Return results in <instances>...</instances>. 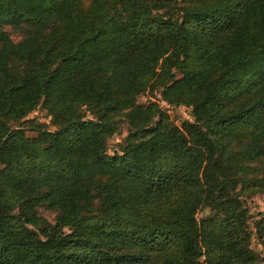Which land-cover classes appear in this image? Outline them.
<instances>
[{"label": "trees", "instance_id": "16d2710c", "mask_svg": "<svg viewBox=\"0 0 264 264\" xmlns=\"http://www.w3.org/2000/svg\"><path fill=\"white\" fill-rule=\"evenodd\" d=\"M259 193L264 0H0V264H260Z\"/></svg>", "mask_w": 264, "mask_h": 264}, {"label": "rangeland", "instance_id": "374dc122", "mask_svg": "<svg viewBox=\"0 0 264 264\" xmlns=\"http://www.w3.org/2000/svg\"><path fill=\"white\" fill-rule=\"evenodd\" d=\"M88 2L81 1L77 4V9L80 12H84L87 8ZM15 37V36H13ZM149 100L155 101L158 105L164 109L171 120V122L179 126L183 121H192L193 115L190 107L184 105H170L167 102L161 99V90H155L152 93L146 91L144 94H141L138 98V102L147 103ZM85 118H91L92 114L87 107L83 108ZM25 119H35L38 123H43L45 127L50 130H54L56 125L52 121L50 114L47 109L39 104L33 111H31ZM28 134H33V132L28 131ZM127 134V125L122 123L118 126L117 130L107 139L108 153H113L124 144V140ZM246 205L249 208L251 215L249 224L250 227H253V221L257 219L258 213L264 212V194H254L251 197L246 198ZM42 216L52 221L54 218V211L40 208L39 209ZM252 248L259 254L260 264H264V242L259 239H256L255 234L253 235Z\"/></svg>", "mask_w": 264, "mask_h": 264}]
</instances>
